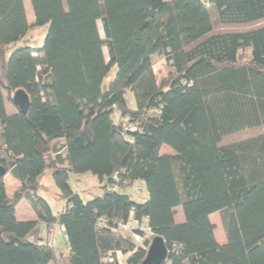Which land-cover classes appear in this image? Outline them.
Here are the masks:
<instances>
[{"label": "trees", "instance_id": "obj_1", "mask_svg": "<svg viewBox=\"0 0 264 264\" xmlns=\"http://www.w3.org/2000/svg\"><path fill=\"white\" fill-rule=\"evenodd\" d=\"M206 1L30 0L44 43L7 57L29 26L22 0H0V167L19 182L7 198L0 177V264H119L117 253L142 264L150 242L120 229L130 218L164 240L160 264H264V0H208L220 30ZM154 55L165 62L160 80ZM19 89L28 112L9 116L3 92L12 102ZM47 169L66 203L60 214L41 195ZM87 174L101 192L84 201L69 179ZM139 183L144 202L123 193ZM23 198L37 222L15 219ZM38 224L63 228L65 257L28 239Z\"/></svg>", "mask_w": 264, "mask_h": 264}, {"label": "rangeland", "instance_id": "obj_2", "mask_svg": "<svg viewBox=\"0 0 264 264\" xmlns=\"http://www.w3.org/2000/svg\"><path fill=\"white\" fill-rule=\"evenodd\" d=\"M206 4H207L208 10H209L210 20H211V24H212L213 29L214 30H220L221 27L218 23L217 13H216L214 6L208 0L206 1ZM24 7L26 9V12H25L26 18L28 17L27 23H28L29 28L27 30L26 35L24 36V38L21 41L7 47V49H6V56L7 57L15 49L22 48V47H29L31 49L37 50V49H40L44 43V39H45V36L47 33V26L40 27V26L34 25L33 11H32L31 4H30L29 0H24ZM29 16L32 17L31 20H29ZM97 28H98V31H99L101 38L104 39L102 26H101L100 21H97ZM103 54H104L105 62H108L107 50L105 47H103ZM152 62H153V72L156 75V77L159 80L164 78L166 76V69L164 66V64H165L164 60L157 57L156 55H154L152 57ZM113 76H114V70L111 71V73L108 75L107 79H105V82H104L105 85H104L103 89H106L109 82L113 79ZM3 97L5 100L6 110L9 113L16 112L17 111L16 107L12 104V102H10L7 99V94L5 92H3ZM126 102H127V105L129 108H132L134 106V100H133V97L130 94V92L126 93ZM112 118H113L114 122L116 123L115 115H113ZM248 134H251V133H248ZM244 136H245L244 134H236L231 139L233 141H237V140H240L241 138H243ZM226 141H228V140H226ZM166 149H168V148L166 147ZM162 151H163V149H162ZM169 153L173 154V152L171 150H169ZM48 172L49 171L47 169L43 175L48 174ZM42 181H43V184L46 188L45 192H44V197L46 198V200H47L48 204L50 205L52 211L54 213H56V205H57V207H60L62 204V201L56 202V205L52 201V197L54 196L53 192H54V189H56L54 186L53 180H52V178L47 179L46 177H44ZM69 186L73 191H77L81 195V198L84 201L90 200L93 196H96L101 192V188L98 184L96 177L89 175V174H87V175H70ZM137 187H139V189ZM140 191H142V187L140 186V184H134L132 187L126 188L123 193L128 195L133 201H137V200H139ZM41 195H42V192H41ZM142 227L144 228V226H142ZM48 231H49V229H48ZM124 233L129 235L130 232L129 233L124 232ZM218 233L221 235L220 227L218 228ZM55 234H56V231L54 229V237H53V239L51 238L52 239V245H54V243H55ZM151 238H153V237H151ZM133 240L136 244L140 245L139 242H137L135 240L134 235H133ZM56 256L58 259L60 257H62V255H60V253H57Z\"/></svg>", "mask_w": 264, "mask_h": 264}, {"label": "crops", "instance_id": "obj_3", "mask_svg": "<svg viewBox=\"0 0 264 264\" xmlns=\"http://www.w3.org/2000/svg\"><path fill=\"white\" fill-rule=\"evenodd\" d=\"M22 2H23V6H24V0H22ZM24 9H25V7H24ZM25 12H26V9H25ZM31 19H32V17L29 16V20H31ZM27 20H28V17H27ZM5 110H6V107H5ZM6 113H7V115L10 116V115L15 114L16 112L9 113L6 110ZM162 149H163V151H162ZM169 150L170 149H166V147L163 146L160 149V154H171V153H169ZM48 171H49L48 174L43 175L45 173L44 172L38 179V182L42 186H44L43 181H42L44 177H46L47 179L52 178V176H51L52 170L48 169ZM4 180H5L6 196H7V198H11L12 192L19 186V182L11 176L10 172H8L4 176ZM139 184L142 187V191H140L139 200H137V202H144L147 198V192H146L144 184L143 183H139ZM104 188L105 187H103L102 189H104ZM41 192H42V196L44 197L45 190L44 191L41 190ZM53 193H54V196L52 197V201L56 205V202L61 201V200L57 199V196H56L57 190L56 189H54ZM45 200H46V198H45ZM65 204H66L65 201H62V204L60 207H57V205H56V213L55 214H60L61 212H63V210L65 209ZM175 212H176L175 218H174L175 223H177V224L183 223L184 219H183L181 209L176 208ZM15 219L18 222H37V217H36L34 211L32 210V208L30 207L28 201L25 198L21 199L15 207ZM209 220L215 226L214 237H215L216 242L219 245L225 244L226 238H225L224 230H223V227L221 224L220 215L218 213L211 214L209 216ZM219 227L221 229V235L218 233ZM53 228L55 229L56 234H55V243H54V245H52V247L55 249V253L56 254L60 253V255H62V257H60V258H63L67 255L68 249H69L67 239H66V236L64 234L63 229L59 225L55 224V225H53ZM48 229L49 228H47V226H45L43 224H38L37 227L35 228V230L29 235L28 239L33 241V242H36V243L47 244ZM124 258H126V256H124Z\"/></svg>", "mask_w": 264, "mask_h": 264}, {"label": "water", "instance_id": "obj_4", "mask_svg": "<svg viewBox=\"0 0 264 264\" xmlns=\"http://www.w3.org/2000/svg\"><path fill=\"white\" fill-rule=\"evenodd\" d=\"M12 104L17 108L21 114H26L29 109V98L25 91L19 89L15 91L11 97ZM6 171L0 167V177H4ZM168 251L164 240L159 236H154L149 244L145 259L142 264H160L166 261Z\"/></svg>", "mask_w": 264, "mask_h": 264}, {"label": "built area", "instance_id": "obj_5", "mask_svg": "<svg viewBox=\"0 0 264 264\" xmlns=\"http://www.w3.org/2000/svg\"><path fill=\"white\" fill-rule=\"evenodd\" d=\"M114 115H115L116 123L119 124L120 128H121L124 132H126V131H128V130L131 129V127H130V125H129V123H128V118H127V117H121L119 114H117V112H115ZM112 180H113L115 183L111 186L110 190H115V188H116V184H117V182H118V177H117V175H113V176H112ZM63 211H65V209H64ZM62 229H63V228H62ZM120 229H122V230L125 231V232H129V231H132V230H137V229H139L140 231L144 232V235H143V236H140V235H134L135 240H136L137 242H139L140 245H142V244H143L144 242H146V241H149V242H150L151 239H152V238H151V237H152V233H151V231H150L146 226H144V228L141 227V226H139V224H138L134 219H132V218H130L125 224L120 225ZM48 236H49V237H48V241H47V243H48L49 245H52V239H53V237H54V228H53V226H51V227L49 228ZM51 238H52V239H51ZM116 259H117V261H118L119 264H124V259H125V258H124L123 256H121L119 253H117Z\"/></svg>", "mask_w": 264, "mask_h": 264}]
</instances>
